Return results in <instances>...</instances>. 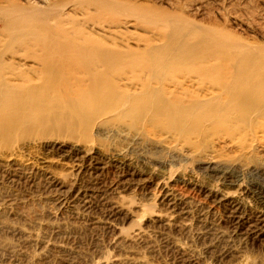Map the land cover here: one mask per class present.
Here are the masks:
<instances>
[{
  "label": "bare ground",
  "instance_id": "1",
  "mask_svg": "<svg viewBox=\"0 0 264 264\" xmlns=\"http://www.w3.org/2000/svg\"><path fill=\"white\" fill-rule=\"evenodd\" d=\"M157 4L155 0H0V135L13 128L25 130L31 119L42 115L51 126L54 118L55 124L79 121L90 132L118 123L119 133L133 132L136 141L148 137L149 144L162 148L171 162L176 156L206 155L208 167H219L221 151L235 153L236 160L258 151L264 159V45L198 26L177 13L180 4L171 11ZM5 123H9L6 128ZM91 147L83 150L87 156L71 164L43 160L46 168L9 151L0 156L4 170L0 176L33 185L41 181L72 207L82 204L91 209L88 194L94 191L78 189L81 176L98 170L88 160L94 151ZM54 166H61L64 176L49 170ZM239 168L242 174L254 170ZM225 169L232 171V167ZM175 187L166 182L154 201L178 207V197L183 200L184 195ZM117 189L111 198L118 195ZM208 193L214 202L230 208L242 231L264 236L263 213L249 215L237 200ZM121 196L105 202L109 217L125 210ZM174 217L168 213L159 219L164 218L168 227ZM140 234L128 240L136 243ZM26 237L35 236L26 233ZM102 264L148 263L131 258Z\"/></svg>",
  "mask_w": 264,
  "mask_h": 264
},
{
  "label": "rangeland",
  "instance_id": "2",
  "mask_svg": "<svg viewBox=\"0 0 264 264\" xmlns=\"http://www.w3.org/2000/svg\"><path fill=\"white\" fill-rule=\"evenodd\" d=\"M157 1L168 11L180 4L177 13L180 11L198 26L223 30L248 44L264 45V0H174V6L166 0ZM195 1L193 9L188 8ZM37 117L34 122L30 120L27 130L13 128L0 135V156L13 151L38 168H46L43 160L71 164L73 159L87 156L83 150L93 146L88 160L98 170L89 177L81 176L78 182V189L91 187L94 191L88 194L92 196V206L72 207L39 180L33 185L24 179L10 182L0 176V205L4 206H0V264H102L131 258L148 264H264V236H250L242 231L231 217L230 208L214 202L208 193L217 192L231 197L230 201L237 200L249 215L264 214V196L260 195L264 193V159L258 151L240 160H236L235 153L221 151L217 155L218 165L223 162L232 171L223 165V169L213 165L210 168L203 158L206 155L188 159L176 156L171 162L162 148L149 144L148 137L149 142L144 136L139 137V142L133 138V132L120 134L118 123L90 132L79 121L55 124L58 119L54 118L51 126ZM240 166L255 171L242 174ZM54 167L49 170L64 176L66 172L61 166ZM228 180L233 183L230 185ZM168 181L170 187L176 186L184 195L183 200L178 197V207L154 201L157 196L160 198V188ZM114 188H118V195L111 198ZM119 194L126 200L125 210L109 217L112 214L105 202L108 198L118 199ZM168 213L175 220L167 227L164 218H159ZM181 225L184 229L179 228ZM137 232L143 235L138 242L129 241ZM26 233L35 239H28Z\"/></svg>",
  "mask_w": 264,
  "mask_h": 264
}]
</instances>
